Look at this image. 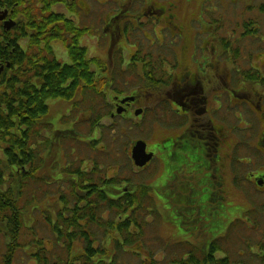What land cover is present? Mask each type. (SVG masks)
Wrapping results in <instances>:
<instances>
[{"label": "rangeland", "instance_id": "obj_1", "mask_svg": "<svg viewBox=\"0 0 264 264\" xmlns=\"http://www.w3.org/2000/svg\"><path fill=\"white\" fill-rule=\"evenodd\" d=\"M133 1L134 3L129 7L130 13L135 14L141 7L145 10V5L149 2V0ZM158 1H163V5L168 0ZM203 1L190 0L189 3L183 1L182 11L193 13L202 6ZM253 1L245 0V3L238 7L244 8L247 3ZM39 3L44 6H35ZM126 3L127 0H70V2L25 0L22 4L0 8V15L2 13L5 15L0 19L3 24L9 17L16 20L24 17L25 13L27 20L34 15H38L37 19H40L51 13L52 22L41 33L35 31L38 44L42 47V55L55 59L52 53L54 47V53L58 55L57 61L61 64L82 63L86 66L85 72L101 68L105 76L98 78V73H94L97 78L94 84L100 86L94 91L106 94L109 103L107 109L106 103L97 98L93 102L96 108L89 106L91 102L87 94L92 91L85 88V82L77 87V96L71 100L63 98L48 100L50 111L47 117L54 122L55 129L44 130L43 138L40 140L39 149H43L41 156L44 163L37 174L39 183L35 184V181L27 180L26 187H22L23 196L19 204L23 208L27 207V212L22 217L18 227L20 232L16 236H13V229L0 210V264H43V262L37 263L34 255L41 249L42 257L51 255L48 249L67 257L64 247L69 243L68 227L63 228L62 238L57 239L56 237L60 235L54 233L52 224L43 216L46 215V209L48 212L50 207L56 206L62 191L68 196L73 193L71 187H74V193L83 197V203L87 204L88 202L85 201L88 200L98 201L100 210L97 216L101 217V223L92 227L87 223L86 229L94 233L105 231V236L100 237L101 241H105L102 246L106 251V256H103L106 258L105 264H109L111 257H113L111 264H178L179 259L183 260L187 255H191L190 258L196 261L204 257L205 252L201 249L208 240L205 235L196 231L194 235L182 236L172 222L163 219L162 214L167 212L164 210L162 199L159 198V194L164 191V187L158 183L163 170L160 158L157 157L145 169L139 168L140 166H137L132 159V146L137 139H145L152 149L161 141L167 107H165L166 101L161 99L162 96L146 92L150 80L141 79L133 68H128L124 72L119 71V67L112 68L107 61L106 44L104 43L103 46L102 42L106 39L117 40L118 34L112 36L111 32L116 27L113 26L107 31L105 21L126 6ZM249 17L258 19L259 12L251 11ZM247 20L250 21L248 18ZM122 23L124 26H131ZM125 30L129 33L131 29ZM106 31L107 35H105ZM28 41V37H23L20 44H27ZM258 52L259 48L254 52L256 57ZM246 62L237 65L248 70H252L254 64L257 65L254 57ZM132 93H138L139 96L130 112L128 110L117 113L116 95ZM140 107L144 108V111L136 109ZM137 110H141L140 116H138L140 113L136 114ZM98 113L103 115L100 120L101 126L96 130L91 129V117L93 115L96 119ZM61 141L62 146L59 147ZM257 164L258 160H256ZM58 166H65V170L61 171ZM256 167L263 169L264 164ZM76 170L81 173H75ZM17 179L20 180L19 174ZM124 181L135 188L131 198L133 206L136 205L138 196L144 197L143 191L139 189L149 187L147 195L150 199L144 197V204L140 205L141 208L135 210L133 214H128L129 210L123 211L117 205L108 202L119 203L124 199L114 200L105 194L106 189L116 187ZM90 186L98 190L101 195H105L107 199L99 200L100 195L96 190L91 192V195L88 194L87 191L92 188ZM0 188L8 191L10 187ZM11 189L13 194L17 195L21 188L17 183ZM262 189L264 188L258 190L255 187H229L233 222L227 226L221 223L217 225V229L223 232L216 238V242L219 243V248H216L218 261L224 258L223 260H227L228 264H264V190ZM29 199L33 202L27 206L25 203ZM124 220H129L128 232L119 229L120 223ZM137 220L139 226L133 223ZM80 227L81 229L77 230ZM84 228L78 222L75 232L78 234ZM101 241L98 242L101 244ZM98 242L95 240V245ZM75 243L69 252L74 251L73 253L76 254L83 245L80 240ZM80 256H74L71 260L73 264L83 259L79 258ZM50 261H54V258Z\"/></svg>", "mask_w": 264, "mask_h": 264}, {"label": "flooded vegetation", "instance_id": "obj_2", "mask_svg": "<svg viewBox=\"0 0 264 264\" xmlns=\"http://www.w3.org/2000/svg\"><path fill=\"white\" fill-rule=\"evenodd\" d=\"M183 1L190 2L168 0L162 5L163 1L149 0L145 10L141 7L135 14L129 7L134 1L127 0L126 6L105 21L107 31L116 27L111 35L118 34L117 40L102 43L112 68L122 72L135 69L141 79L151 81L146 92L166 101L163 137L153 149L146 141L147 151L154 155L139 168L160 158L163 170L158 183L164 191L159 198L167 212L163 219L172 222L182 236L196 231L205 235L208 240L201 250L216 261L217 250L208 245L223 233L217 229L218 223L227 226L233 222L229 187L264 188V168L256 167L264 164V0H254L244 8L238 5L245 0H204L190 14L182 11ZM251 11L259 12L258 19L249 17ZM52 51L58 60L54 47ZM251 57L257 60L252 70L237 65ZM95 72L98 78L105 76L101 68ZM138 96L116 95L115 104L122 112H130ZM134 189L124 181L106 189L105 194L125 200L134 195ZM76 219L85 227L78 234L71 221L58 224L54 210L49 220L54 233L59 235L68 227L67 257L51 249V255L42 257L41 249L36 253L40 256L37 263L73 264L74 256L81 255L86 260L74 264H105V241L100 239L105 231L89 232V218ZM77 240L83 245L80 252H69ZM93 240L101 244L95 245ZM190 256L179 259L178 264H185Z\"/></svg>", "mask_w": 264, "mask_h": 264}, {"label": "trees", "instance_id": "obj_3", "mask_svg": "<svg viewBox=\"0 0 264 264\" xmlns=\"http://www.w3.org/2000/svg\"><path fill=\"white\" fill-rule=\"evenodd\" d=\"M22 3H25V0H0V8L6 5L14 6ZM35 6L44 5L39 3ZM57 16L59 17V15ZM25 17L26 13L24 17L13 19L15 24L11 29H7L3 21L0 20V187H10L8 191L0 188V210L3 212V216L8 219L10 228L13 229V236L20 232L18 227L22 222V217L27 212V207L23 208L19 204L23 196L22 187H26L27 180L35 181V184L39 183L37 174L43 168L42 165L44 163L41 156L43 149H39L43 131L55 129L54 122L47 117L50 111L48 100L53 98L71 100L77 96V87L82 82H85V88L92 91L88 94L86 93L87 98L91 102L87 104L94 109L96 106L93 102L100 98L106 103L105 108L109 109L108 96L94 91L100 87L94 84L97 79L94 76L95 71L85 72L86 66L82 63L77 62L74 65L69 63L61 64L57 59L42 55V47L38 44V37H35V34L36 32L41 33L52 22L51 13L47 17L43 16L40 19H37L38 15H34L30 20L25 19ZM23 37L29 38L27 44H20V40ZM97 115L96 119H94L93 115L91 117V129L94 128L96 130L101 126L100 120L103 115L100 113ZM46 119L47 121H45ZM58 145L59 147L62 146V141ZM58 168L61 171L62 169L65 170V166H58ZM75 173H81V171L76 170ZM18 174L20 175V180L17 179ZM17 183H19L21 189H19L17 195H14L11 187H14ZM90 187H92L90 193L96 190L93 186ZM71 188L73 193L68 196L65 191H62L55 204L56 206L50 207L48 212L47 209L45 210L46 220L48 222L51 220L56 209L59 218L58 224L61 222L64 225L66 222L69 223L71 221L70 223H73L76 227L78 224L76 218L87 216L90 227L99 225L101 219L97 216L100 210L97 205L98 201L88 200V203L85 204L82 201L83 197L74 193V187ZM141 188L139 190L143 191L142 195L147 200L150 199L147 195L149 187ZM96 191L100 195L99 200L107 199L105 195H101L98 190ZM138 197L137 206L132 205V197L126 198L125 202H119L121 204L115 203V201L108 202L109 204L117 205L123 211L129 210L128 214H133L145 202L144 197ZM32 198H34V195ZM32 202L33 200L29 199L25 205L28 206ZM36 206L40 207V205ZM133 223L138 226L140 224L138 220ZM128 225L129 220H124L120 223L119 229L122 232H128ZM80 229L81 227L77 230ZM59 232V237H61L62 232ZM218 244L214 240L208 247L212 251L218 250L216 249L219 248ZM165 245L167 246L166 243ZM34 255L36 260L40 258L36 253ZM83 259L86 260V257ZM223 259L213 261V257L208 255V257H200V261L188 258L184 263L228 264L227 260Z\"/></svg>", "mask_w": 264, "mask_h": 264}, {"label": "water", "instance_id": "obj_4", "mask_svg": "<svg viewBox=\"0 0 264 264\" xmlns=\"http://www.w3.org/2000/svg\"><path fill=\"white\" fill-rule=\"evenodd\" d=\"M4 13L0 15V19L4 18ZM15 24V21L12 18L4 21V26L10 28ZM133 99V98H131ZM141 110H137L136 114H139ZM122 112V109L118 108L117 113ZM132 159L137 166L143 167L147 164L153 157V153L147 151V142L144 139H138L134 142L132 146Z\"/></svg>", "mask_w": 264, "mask_h": 264}]
</instances>
